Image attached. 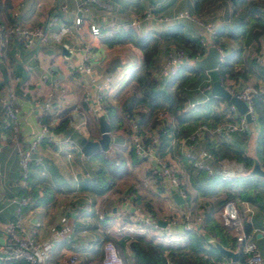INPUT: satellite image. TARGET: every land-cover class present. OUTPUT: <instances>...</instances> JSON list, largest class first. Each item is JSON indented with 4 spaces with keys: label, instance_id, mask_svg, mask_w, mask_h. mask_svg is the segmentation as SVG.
<instances>
[{
    "label": "crops",
    "instance_id": "0c3cea01",
    "mask_svg": "<svg viewBox=\"0 0 264 264\" xmlns=\"http://www.w3.org/2000/svg\"><path fill=\"white\" fill-rule=\"evenodd\" d=\"M104 1L108 6L91 2L89 9L82 13L78 0H0V22L14 21L16 18L12 16V13L15 11L16 17L23 23H41L61 3H66L68 7V11L62 12L56 23L49 29L47 42L36 43L31 48L25 49L20 39H9L0 52V86L9 83L8 80L11 82V79L17 78L14 94L15 102L20 107V131L17 139L10 137L8 132H0V253L4 242L3 228L13 215L14 203L9 200L11 196L17 195L20 191L17 148L24 145L32 132L37 129L33 100L41 99L49 89V84L43 79V74L54 73L64 84L63 91L57 93V105L50 113L49 123L57 125L59 133L74 137L78 144L82 136L97 138L100 135L98 116L102 110L97 107L88 108L82 98L84 89L89 87L85 81L88 76L79 75L77 71L70 73L67 70L68 60L79 61L82 56L81 47L88 42L93 46L91 74L102 76L103 73L111 72L113 75L111 89L107 92V104L118 107L117 115L122 120L118 121L119 124L110 131L112 141L106 151L111 157L119 158L126 164L127 173L119 177L109 188H103L98 176L99 152L86 155L80 149L79 144V149H74L68 157L64 148L58 149L54 144L46 141L40 143L38 154L41 161L32 164L30 175V186L36 194L32 197L30 206L23 210V221L40 239L51 236L53 229L59 223L74 222L72 231L57 239L46 263L58 264L62 261L64 254L76 252L80 264H99L103 241L106 240L108 234L114 232L127 236L134 233L143 234L154 238L165 247H183L189 243L191 233L203 230L202 224L208 212L225 224L229 233L237 238L234 242L228 239L229 245H225L209 234L208 242L205 243L208 250L211 249L209 243L214 245V242L218 241L228 248L237 250L238 259H240V252H243V237L246 236L255 240L264 258V211L249 200L233 198L231 200L239 209V224L234 225L224 221L221 216L224 205L231 200L221 206L216 205L218 199L225 195L226 189L238 186L231 179L248 171L239 161L228 158L226 155L221 160L216 159L213 152L206 147L208 141L225 140L236 148H240L243 154L253 155L257 124L251 120L246 132L233 129L229 123L234 121L239 113L231 115L225 110L224 117L215 121L213 126L210 125L213 130L195 141L192 147V152L208 164L210 171L195 166L183 154L181 146L170 143L168 137L163 150L174 166L184 190V201L177 203L172 197L171 188L166 189L155 181L154 175L151 177V174L147 173L149 168L151 170V165L152 173H155V162L151 159L139 158L135 154L128 140L129 130L122 124L123 117L130 115L123 109L122 104L131 98L130 88L133 79L129 77L133 69L141 63V49L129 41L108 44L103 38L104 34L94 35L89 28L90 22L105 24L109 18L114 19L119 27H126L136 15H141L153 3H159L157 10L164 14H173L183 8L193 11L194 0ZM204 7H209L210 10L205 11L204 8L201 10L200 15L203 20H214L218 26L220 22L229 19L231 8L228 0H210ZM76 14L82 15L83 21L79 24L74 22ZM168 27L178 28L188 36H197L199 32H203V27L193 20L187 18L159 20L155 16L142 19L139 30L159 35ZM63 43L67 44L68 56L62 52ZM260 50L264 51L263 35L245 47L243 52L246 61L251 64V60ZM165 53L166 45L160 41L154 65L150 69L152 76L163 75L161 64ZM255 63L254 61L253 64H249L250 76L247 81L264 88V74L260 66ZM199 77L197 83L203 85V90H195L193 87L196 84H192L189 89L184 88L182 94L185 96V104L190 100L196 103L204 102L205 93L211 94L209 93L211 87L209 71L202 69ZM6 97H8L7 94ZM223 100H219L222 107ZM160 109H163L165 113L169 132L178 133L175 126L176 117L169 105L160 107ZM144 112V117L138 118L140 123H153L156 112L149 109ZM201 118L203 115L197 116V119ZM204 151L205 154H203ZM201 170L222 172L221 176L225 185L221 188L217 185L213 186L214 188L209 186L206 190L204 176L206 173ZM159 186L162 189H159ZM154 197L161 199L160 213L155 217L150 213L155 219L160 218L166 221L172 215H179L185 209H190L193 214L200 213L198 210L201 209L203 217L201 225L195 231L189 232L179 224L178 228L169 230L162 237H159L154 230L142 227L141 223L134 220V215L138 212L137 200L146 207L144 201ZM240 200L249 202L252 209L250 220L245 205ZM120 211H123V215ZM244 222L249 224L248 231L244 228ZM130 226L134 228L129 229ZM129 239L130 237H127L123 245V256L127 264H134V252L129 245ZM232 262L236 261H232L229 256L223 254L218 264Z\"/></svg>",
    "mask_w": 264,
    "mask_h": 264
},
{
    "label": "built area",
    "instance_id": "2783aa9c",
    "mask_svg": "<svg viewBox=\"0 0 264 264\" xmlns=\"http://www.w3.org/2000/svg\"><path fill=\"white\" fill-rule=\"evenodd\" d=\"M79 9L83 13L89 9L91 2L101 3L108 6L104 0H78ZM159 3L151 4L141 15H136L129 25H133L139 29L142 19L155 16L159 20H177L187 18L195 21L203 27V32L197 34L198 40L202 44H207L209 37L216 30V22L214 20H203L193 11L183 8L179 9L173 14H164L157 10ZM68 7L66 3H61L56 10L48 14L45 20L41 23L27 24L21 22L16 17V12L13 11L12 16L16 19L11 22H0V52L9 39H20L23 48L29 49L36 43H45L48 38L49 29L56 23L62 12H67ZM83 21L81 14H76L74 22L79 24ZM119 27L118 23L109 18L105 24L90 22L89 28L92 34H110ZM220 57L225 53V49L216 45ZM82 56L79 61L67 62V70L70 73L78 72L79 75H87L85 81L89 84L83 91V101L90 109L97 107L101 112L106 114L107 92L111 89L113 82V75L111 72L103 73L102 76L91 74V58L93 56V46L90 43L82 45ZM205 52V51H204ZM203 53H197L194 56H188L182 48H170L166 51L164 60L161 64L162 74L171 75L175 74L181 67V64L189 59L200 57ZM256 62L264 69V51H258L254 56ZM43 79L47 80L49 89L43 98H36L33 100V108L37 119V129L32 132L30 138L24 145L17 148V163L19 169V186L22 189L17 195L10 197V202L14 203L13 215L9 219L4 228V242L1 246L0 258L2 259H25L30 264H47V259L51 251L60 237L72 231L74 222L63 221L59 223L52 232V235L45 239L38 238L24 223L23 221V208L27 206L30 201L25 194V190L30 186L31 175V162L38 163L41 157L38 154V147L42 141L54 144L58 149L64 148L66 156H70L74 149H79L77 140L68 135L59 133L55 124H50L45 120V115L52 112L56 105L57 93L63 91L64 84L60 77L54 73L49 75L43 74ZM17 78H14L16 82ZM226 88L234 95L242 98L247 103V109L250 113L252 121L255 119V111L252 105V98L258 93V87L251 82H244L240 84H228ZM195 90H203V85L197 83L194 87ZM15 91L13 86L1 85L0 86V132L7 133L12 138H16L20 131V107L15 102ZM6 94L8 97H6ZM210 95L205 93L204 100H207ZM196 101L190 100L186 102L184 108L194 106ZM226 111L228 114L239 113L234 121L229 123L230 127L237 130H246L249 126V120L243 113L237 110V107L228 101ZM137 113L129 115L128 140L133 148V151L138 157L151 159L155 162V173L158 177V182L166 189H177L182 196L184 190L181 186V181L176 173L174 166L168 159L164 150L160 149L161 131L163 128V110H158L155 114L157 121L155 123L141 124L138 120ZM213 128L207 122L199 123L187 135L178 137L174 133L167 132L170 143L178 144L181 146L183 154L186 155L191 162L197 166L210 171V167L202 159L192 152V147L198 139L202 138L205 133L210 132ZM206 152L204 151L203 154ZM125 198L127 196L123 194ZM245 205V210L248 212V219L251 218V206L248 201L240 200ZM138 212L134 215V220L141 223L142 227H147L155 231V233L162 237L169 230H175L180 224L181 227L189 232L195 231L202 222V210L200 213L193 214L190 209H185L179 215H172L165 221L164 226L161 225L157 219L151 216L146 207L137 200ZM123 215V211H120ZM222 219L226 222L238 225L239 209L233 200L226 203L221 210ZM133 229L134 227H128ZM243 237V235H242ZM242 251L244 256L238 259L236 264H264L258 245L251 237H243ZM58 264H80L78 254L70 252L63 255V259ZM100 264H123V259L118 247L110 239H106L102 244V254L100 257Z\"/></svg>",
    "mask_w": 264,
    "mask_h": 264
},
{
    "label": "trees",
    "instance_id": "16d2710c",
    "mask_svg": "<svg viewBox=\"0 0 264 264\" xmlns=\"http://www.w3.org/2000/svg\"><path fill=\"white\" fill-rule=\"evenodd\" d=\"M209 1L194 0L193 13L201 17L200 12L203 8L206 9L205 11L210 10L209 7H204ZM228 1L231 8L229 19L220 22L218 26L216 25V30L209 37L207 44H202L197 36H188L183 31L174 27H168L161 31L159 35H156L150 32H140L133 25H128L126 27L120 26L112 33L104 35L103 38L108 44L129 41L137 45L142 52L140 65L133 69L129 77L133 79V84L130 88L132 95L128 101H124L122 104L125 111H128L129 114L138 113V118L140 119L144 117L146 109L156 112L158 108L159 110H163L160 107L169 105L176 117L175 126L178 129V133L176 132L175 134L176 136L189 134L194 127L204 121L213 126L215 121H219L222 116L224 117L228 101L212 94H210L208 100L196 103L189 109L184 108L185 96L182 94L183 89H189L192 84H197L200 78L199 73L202 71V68L194 64V59H189L182 63L180 69L171 75L152 76L150 69L154 65L160 41L166 45V51L170 48H182L188 56L203 53L208 45L214 44L225 49V53L222 55L217 67L221 82L224 85L233 82L237 84L248 82L250 62L246 61L243 51L248 44L258 40L260 35L264 36V0ZM253 59L255 58L253 57ZM253 59L251 60V64L254 61L256 62ZM255 65H259L264 74L263 67L258 62ZM253 84L255 83L253 82ZM255 85L258 87V93L252 98V105L255 111L254 123L257 124L255 129L254 154H243L240 148H236L232 143L225 140L219 142L208 141L206 143V147L213 152L216 159L221 160L226 155L228 158L239 161L248 171L231 179L238 186L226 189L225 195L218 199L217 206H221L228 200L238 197L255 203L264 211V177L251 170L253 163L256 161L264 168V88L259 87L257 84ZM219 100H223V107L219 104ZM117 108L116 105L106 104V117L110 122V131L119 124L118 121L122 120L117 115ZM50 113L45 115L47 122H49ZM200 114L203 115V118L197 119V116ZM156 121L157 119L154 118L153 123ZM162 122L164 130L169 129L165 116H163ZM55 126L58 130L59 127ZM164 130L161 131V142L159 145L162 150L165 147L166 139L169 137ZM246 131L247 129L244 130V132ZM96 152H99L98 176L102 182V187L109 188L119 177L127 173L126 164L121 159L116 160L114 157H111L106 150H98ZM139 158L143 159L144 157ZM32 164L36 163L31 162V166ZM201 171L206 173L204 174L206 190L209 186L213 187L217 185L221 188L225 185L221 176L222 172L217 170H212L211 172L206 170ZM147 173H150L151 177L154 175L155 181H158L156 173H152V165L151 170L149 168ZM160 187L159 189H162ZM214 190L217 191L216 189ZM20 191H22L21 188ZM25 194L30 201L27 206H30L32 197L36 194V191L29 186L25 190ZM144 204L154 217L160 213L161 199L159 197L145 200ZM209 213L205 216V222L202 224L203 230L197 233L192 231L189 243L183 247H165L152 237L135 233L127 236L114 232L113 234H108L106 239L112 240L119 248L123 264H127V260L123 256V245L127 237H130L129 245L134 252V264H218L222 260L223 254L213 244L209 243L211 246L210 250L206 248L205 243L208 242L207 236L209 234L213 235L225 245H229L228 239L234 242L237 238L235 235L229 233L225 224ZM244 228L246 231L249 230L248 222H244ZM243 256L244 253L240 252V259ZM0 264L30 263L25 259L0 258ZM230 264H236V262Z\"/></svg>",
    "mask_w": 264,
    "mask_h": 264
},
{
    "label": "water",
    "instance_id": "95a60500",
    "mask_svg": "<svg viewBox=\"0 0 264 264\" xmlns=\"http://www.w3.org/2000/svg\"><path fill=\"white\" fill-rule=\"evenodd\" d=\"M62 52L64 53L65 56H68L69 51L66 43L62 44ZM220 59H221L220 53L216 45L210 44L207 46L204 54H202L200 57L195 58L193 62L196 66L209 71L211 78V87L209 89V93H211L212 95L220 96L222 97V99H225L233 103L237 107V110L240 113H243L246 116L247 120L251 121L252 118L250 116V113L246 111L247 103L242 98H239L238 96L232 94L226 88V86L221 82L217 70ZM98 122H99V130H100L99 137L87 138L85 136H82L79 139L80 149L86 155H89L98 150H107L111 144L112 135L110 132V122L108 121L105 113L101 112L99 114ZM252 171L264 177V168H262L258 162H255L253 164ZM170 191L172 193L173 199L177 203H181L184 201L185 198L178 190L171 188ZM157 221L162 225L165 224V220L163 219L158 218ZM214 245L223 254L229 256L232 261L238 260L239 254L237 250L228 248L222 245L218 241H215Z\"/></svg>",
    "mask_w": 264,
    "mask_h": 264
},
{
    "label": "rangeland",
    "instance_id": "374dc122",
    "mask_svg": "<svg viewBox=\"0 0 264 264\" xmlns=\"http://www.w3.org/2000/svg\"><path fill=\"white\" fill-rule=\"evenodd\" d=\"M159 22L163 23V21H159ZM159 74H160V73H159ZM8 82H9V83H7L6 85H8V86H13V87L15 88V81H14L13 79H11V82L8 80ZM131 86H132V85H131ZM128 87H129V86H128ZM44 96H45V95H44ZM44 96H43V97H44ZM43 97H42V98H43ZM154 114H155V113H154ZM136 115H138V113H137ZM128 122H129L128 117H127V116H124V117H123V123H122V124L125 125L124 128H126L127 130H129L128 127H127V126H128ZM144 123H145V122H144ZM127 134H128V133H127ZM165 146H166V145H165ZM116 160H119V158H116Z\"/></svg>",
    "mask_w": 264,
    "mask_h": 264
}]
</instances>
